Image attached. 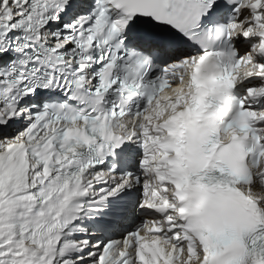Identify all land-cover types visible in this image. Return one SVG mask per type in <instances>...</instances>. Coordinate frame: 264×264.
Masks as SVG:
<instances>
[{
  "label": "snow or ice",
  "instance_id": "obj_1",
  "mask_svg": "<svg viewBox=\"0 0 264 264\" xmlns=\"http://www.w3.org/2000/svg\"><path fill=\"white\" fill-rule=\"evenodd\" d=\"M0 264H264V0H0Z\"/></svg>",
  "mask_w": 264,
  "mask_h": 264
}]
</instances>
